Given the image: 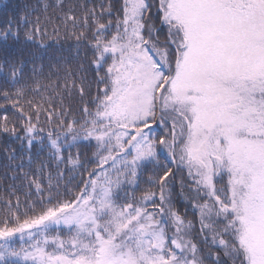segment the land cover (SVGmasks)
<instances>
[{"label": "snow or ice", "instance_id": "obj_1", "mask_svg": "<svg viewBox=\"0 0 264 264\" xmlns=\"http://www.w3.org/2000/svg\"><path fill=\"white\" fill-rule=\"evenodd\" d=\"M0 98V264H264V0L26 4Z\"/></svg>", "mask_w": 264, "mask_h": 264}, {"label": "trees", "instance_id": "obj_2", "mask_svg": "<svg viewBox=\"0 0 264 264\" xmlns=\"http://www.w3.org/2000/svg\"><path fill=\"white\" fill-rule=\"evenodd\" d=\"M42 3L43 0H0V28H3L6 24V22L11 19L15 18L18 13H22L24 10V7L26 4L28 5H34L37 3ZM49 3H55V0H48ZM69 2V0H66V3ZM71 2H75V0H71ZM5 5H7V8L5 9ZM51 13V10H50ZM40 13H37L39 15ZM63 32H61V37H63ZM63 48L66 50L65 55H69V52L74 51V44L75 41L72 39L62 40ZM5 104V101L0 98V105ZM14 110H9L8 115L11 117ZM3 113H0L2 115ZM44 117H41V120L43 121ZM5 139L6 138H2ZM47 143V142H45ZM7 144H10L12 148H15L17 150V155L23 154V149L19 146V142L12 139V140H6V143H0V196L8 195V185L16 183L19 184V181H13L11 179V173L13 171L12 168L6 167L10 162L5 154L4 148L7 146ZM80 150L82 152L81 155V161L87 162L89 157H91L92 152L94 151V148L89 147L87 145H81ZM47 147H43L39 141L34 142V145L31 149V153L33 155V158L35 160V164L33 167H36V165H39L41 162H47L48 155H47ZM75 151V149H73ZM53 171H55L54 165L50 166ZM69 167H71L69 165ZM61 168L63 169L64 166L62 165ZM27 170V169H26ZM46 168V172H47ZM8 173V178L4 179V174ZM18 195L21 196V199L23 200V193L18 192ZM177 207L179 209H184L185 205L182 201L179 200V197H177Z\"/></svg>", "mask_w": 264, "mask_h": 264}, {"label": "rangeland", "instance_id": "obj_3", "mask_svg": "<svg viewBox=\"0 0 264 264\" xmlns=\"http://www.w3.org/2000/svg\"><path fill=\"white\" fill-rule=\"evenodd\" d=\"M177 191H178V189H177ZM177 200H178V198H177ZM181 211H183L182 209H180Z\"/></svg>", "mask_w": 264, "mask_h": 264}]
</instances>
